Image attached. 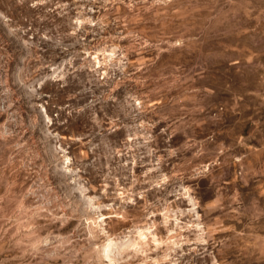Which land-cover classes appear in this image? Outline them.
Here are the masks:
<instances>
[{"label":"rangeland","instance_id":"374dc122","mask_svg":"<svg viewBox=\"0 0 264 264\" xmlns=\"http://www.w3.org/2000/svg\"><path fill=\"white\" fill-rule=\"evenodd\" d=\"M0 264H264V0H0Z\"/></svg>","mask_w":264,"mask_h":264}]
</instances>
